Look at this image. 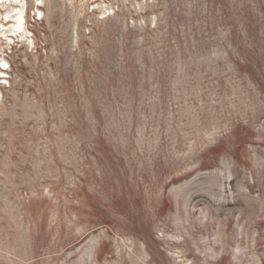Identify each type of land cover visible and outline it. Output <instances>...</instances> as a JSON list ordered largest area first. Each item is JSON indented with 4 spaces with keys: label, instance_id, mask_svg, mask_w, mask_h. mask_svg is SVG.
<instances>
[{
    "label": "rangeland",
    "instance_id": "374dc122",
    "mask_svg": "<svg viewBox=\"0 0 264 264\" xmlns=\"http://www.w3.org/2000/svg\"><path fill=\"white\" fill-rule=\"evenodd\" d=\"M28 1L0 264H264V0Z\"/></svg>",
    "mask_w": 264,
    "mask_h": 264
},
{
    "label": "bare ground",
    "instance_id": "6f19581e",
    "mask_svg": "<svg viewBox=\"0 0 264 264\" xmlns=\"http://www.w3.org/2000/svg\"><path fill=\"white\" fill-rule=\"evenodd\" d=\"M37 1H42V0H37ZM34 3H35V0H34ZM0 4H2L3 6L7 5L9 7V10L6 12L4 18L2 20H0V28L3 29V31H5L4 32L5 35L8 32H10V33L14 32L16 34H17V32H20L21 36H23L25 38L27 37L30 41H32L31 40L32 37L30 38L28 36L30 33V30L27 27V24H28L27 18H28V14H29V1L28 0H0ZM98 6H99V4H98ZM35 8H37V14H40L42 17L43 11L41 10V7L36 6ZM8 23H10V24L7 25ZM7 36H8L7 40H11L12 38L10 36H13V35L9 34ZM0 38H1V36H0ZM2 42H3V40H2ZM34 42L35 41H33V43ZM2 50L3 49L0 45V80L6 79L9 75V72H7V70H6L7 69L6 67H7V65H9V63L2 56Z\"/></svg>",
    "mask_w": 264,
    "mask_h": 264
}]
</instances>
